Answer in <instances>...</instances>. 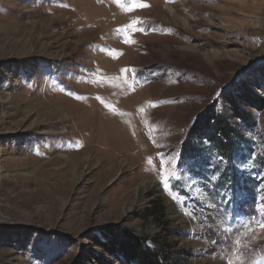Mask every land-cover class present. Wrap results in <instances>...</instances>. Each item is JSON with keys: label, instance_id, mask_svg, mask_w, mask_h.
<instances>
[{"label": "rangeland", "instance_id": "obj_1", "mask_svg": "<svg viewBox=\"0 0 264 264\" xmlns=\"http://www.w3.org/2000/svg\"><path fill=\"white\" fill-rule=\"evenodd\" d=\"M139 2L0 0V264H119L94 240L114 229L180 264L236 260L238 239L264 264V0ZM211 117L241 143L183 153ZM161 154L183 172L170 193Z\"/></svg>", "mask_w": 264, "mask_h": 264}, {"label": "trees", "instance_id": "obj_2", "mask_svg": "<svg viewBox=\"0 0 264 264\" xmlns=\"http://www.w3.org/2000/svg\"><path fill=\"white\" fill-rule=\"evenodd\" d=\"M235 119L239 122L245 124L247 128L253 127L251 123V117L245 114L243 111H235ZM239 126V123H238ZM236 125L228 124L226 121L216 120L211 117L204 121L203 124L195 126L190 132V139L183 148V153H193V155L198 154L199 147L197 144L202 140L208 141H222L219 147L223 148L224 143L228 146L231 144L232 149L238 145H234L235 141L241 143L242 135L239 130H237ZM157 214H160L157 212ZM106 238L105 234L102 235ZM103 241L94 239L96 244L100 246L104 252L110 258H115L119 261V264H180V262L175 260L173 253L171 252V247L160 240L157 247H150L147 244V239L137 236L135 233L129 230H123L120 232L117 229L112 231L110 240ZM107 239V238H106ZM156 246V245H155ZM98 264H113L108 259L97 258Z\"/></svg>", "mask_w": 264, "mask_h": 264}, {"label": "snow or ice", "instance_id": "obj_3", "mask_svg": "<svg viewBox=\"0 0 264 264\" xmlns=\"http://www.w3.org/2000/svg\"><path fill=\"white\" fill-rule=\"evenodd\" d=\"M113 2L118 7H121L126 12H131V11L136 10L137 8H144V7L149 6L147 4L140 3L139 0H113ZM139 23H140V21H134L132 24L127 26L125 29H122L121 31L127 32L129 29H132L133 31H141L142 33L146 34V30L139 29V28L135 27ZM123 42L127 43V44L133 43V41L130 39V36H125ZM124 71L127 72L128 70L126 69ZM132 71L135 72L134 69ZM136 78L138 79V77H136ZM165 155L166 154H161V160H160V165H159L160 166V181H159V183L161 184V186L163 187L165 192L170 193L174 189L173 181L176 180L178 175H183V172L179 171V162H178V159L176 157H172L171 154H167L169 156V158L165 159L164 158ZM147 163L149 165H152L153 161L151 159H149L147 161ZM214 178L219 179V177H214ZM257 192H258V195L256 197V211L262 213V218L259 221V227L264 228V209L261 208L262 199H261V195H260L259 185L257 186ZM219 195H221L222 198H224L225 204L229 203L228 197H229L230 193L228 190H226L224 193H220ZM172 199L176 200L177 197L172 196ZM224 211L227 212V209H225ZM242 219H244V218H242ZM254 223H256L255 216H253L249 219H246L245 223L242 225V228H245L248 232H251L252 226ZM230 231H231V229H230ZM213 243H215V241H213ZM235 244H236V249H233L232 253H233V255L237 256V259L236 260L226 259L225 264H245L242 253L238 252L241 241L238 239L235 241Z\"/></svg>", "mask_w": 264, "mask_h": 264}, {"label": "bare ground", "instance_id": "obj_4", "mask_svg": "<svg viewBox=\"0 0 264 264\" xmlns=\"http://www.w3.org/2000/svg\"><path fill=\"white\" fill-rule=\"evenodd\" d=\"M234 3V2H233ZM231 4V5H234V4ZM245 6L247 7L248 6V2H246L245 3ZM141 185H143V183H141ZM143 187H142V190L139 192V194L141 193H143ZM136 205V201L135 202H133V206H131L130 208H127V207H125V209H124V216H126L127 217V215L129 214V212L130 211H132V209L134 208V206Z\"/></svg>", "mask_w": 264, "mask_h": 264}]
</instances>
